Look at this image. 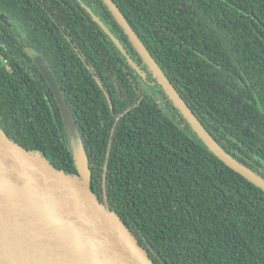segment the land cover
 <instances>
[{
	"label": "trees",
	"instance_id": "trees-1",
	"mask_svg": "<svg viewBox=\"0 0 264 264\" xmlns=\"http://www.w3.org/2000/svg\"><path fill=\"white\" fill-rule=\"evenodd\" d=\"M219 146L264 179V0H113ZM0 130L78 172L156 264H264V191L169 100L102 0H0ZM95 16L120 42L121 51Z\"/></svg>",
	"mask_w": 264,
	"mask_h": 264
},
{
	"label": "water",
	"instance_id": "water-1",
	"mask_svg": "<svg viewBox=\"0 0 264 264\" xmlns=\"http://www.w3.org/2000/svg\"><path fill=\"white\" fill-rule=\"evenodd\" d=\"M102 1L209 151L264 191V179L224 151L204 128L113 0ZM95 19L123 51L115 36ZM34 60L62 109L78 172L58 168L43 152L29 151L0 130V264H156L107 198L101 201L93 191L72 111L51 70L38 56Z\"/></svg>",
	"mask_w": 264,
	"mask_h": 264
},
{
	"label": "flooded vegetation",
	"instance_id": "flooded-vegetation-1",
	"mask_svg": "<svg viewBox=\"0 0 264 264\" xmlns=\"http://www.w3.org/2000/svg\"><path fill=\"white\" fill-rule=\"evenodd\" d=\"M27 52H29L30 55L32 56V58L34 59V56H36V55H35V54H32L31 49H28ZM34 61H35V60H34Z\"/></svg>",
	"mask_w": 264,
	"mask_h": 264
}]
</instances>
